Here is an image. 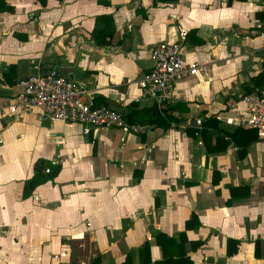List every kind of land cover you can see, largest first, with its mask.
<instances>
[{"label":"crops","instance_id":"obj_1","mask_svg":"<svg viewBox=\"0 0 264 264\" xmlns=\"http://www.w3.org/2000/svg\"><path fill=\"white\" fill-rule=\"evenodd\" d=\"M102 13L106 45L90 35ZM179 29L203 71L176 82L168 128L85 133L7 108L20 79L52 70L125 116L151 108L136 79ZM263 45L264 0H0V264H139L146 242L156 261L157 232L184 233L193 264H264V139L232 123L245 94H264ZM39 160L57 171L25 196Z\"/></svg>","mask_w":264,"mask_h":264},{"label":"built area","instance_id":"obj_2","mask_svg":"<svg viewBox=\"0 0 264 264\" xmlns=\"http://www.w3.org/2000/svg\"><path fill=\"white\" fill-rule=\"evenodd\" d=\"M185 31L178 30L172 42L160 41L151 46V65L136 79L141 97L150 98L161 108L169 104L178 80L203 71L196 62L185 59ZM264 55V45L262 47ZM20 91L7 106L10 112L33 109L39 118L49 123L70 122L82 125L87 133L92 127L118 128L128 133L144 134L147 124L129 121L119 110L104 104L96 105L86 96L87 90L77 80L52 70L48 75L31 74L18 81ZM244 111L232 120L234 126L253 129L264 139V94L250 93L242 97ZM59 163L54 159L53 164ZM50 173V166L43 169Z\"/></svg>","mask_w":264,"mask_h":264},{"label":"trees","instance_id":"obj_3","mask_svg":"<svg viewBox=\"0 0 264 264\" xmlns=\"http://www.w3.org/2000/svg\"><path fill=\"white\" fill-rule=\"evenodd\" d=\"M163 1V0H161ZM2 9L9 10V6H4ZM115 33V24L113 21L112 14L110 13H102L95 17L94 27L90 33L92 39L98 45H106L110 43V39L113 37ZM98 105V104H96ZM177 106L166 104L159 108L154 105L151 108L139 109L138 111L132 110L129 114H127L126 118L132 122H138L141 124H156L157 126L168 128L170 127L172 122L177 121L176 118L169 114V111H172ZM212 121L214 119H207L203 126L200 128V132L203 136L208 135V128L212 125ZM195 130L194 127H187L188 130ZM253 133L256 135V131L253 129ZM253 134V135H254ZM46 165L44 160L36 161L34 164V175L25 182L24 184V195L27 196L34 187L38 184L45 182L50 179L55 173L56 169L50 172L49 174H45L43 172L44 166ZM155 240L160 245L162 249V258L156 261H152L150 257V245L148 242L144 243L138 249V256L140 259L139 264H193L189 255L184 251V242L186 238L184 233H180L179 238L176 239L174 236H169L163 232H157L155 234ZM236 242L233 240H229V243ZM195 244H198L195 242ZM257 244V243H256ZM131 255H127V258L122 264H128L131 261ZM100 259L96 257L93 259L92 264H99Z\"/></svg>","mask_w":264,"mask_h":264},{"label":"water","instance_id":"obj_4","mask_svg":"<svg viewBox=\"0 0 264 264\" xmlns=\"http://www.w3.org/2000/svg\"><path fill=\"white\" fill-rule=\"evenodd\" d=\"M190 125H195V124H198V123H200L199 122V120L198 119H192V120H190Z\"/></svg>","mask_w":264,"mask_h":264}]
</instances>
